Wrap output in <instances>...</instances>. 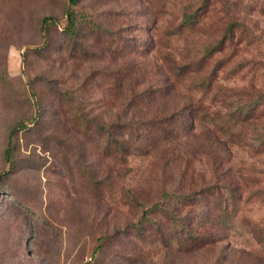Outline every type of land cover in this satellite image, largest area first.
<instances>
[{"label":"rangeland","instance_id":"1","mask_svg":"<svg viewBox=\"0 0 264 264\" xmlns=\"http://www.w3.org/2000/svg\"><path fill=\"white\" fill-rule=\"evenodd\" d=\"M68 6L0 0V264H264V0Z\"/></svg>","mask_w":264,"mask_h":264},{"label":"trees","instance_id":"2","mask_svg":"<svg viewBox=\"0 0 264 264\" xmlns=\"http://www.w3.org/2000/svg\"><path fill=\"white\" fill-rule=\"evenodd\" d=\"M68 2H69V6H68L66 13H65L66 24L64 26L63 34L68 41L72 42L73 48H74V50H76L79 48V45L81 46V44L79 43L80 42L79 36H80V29H81V26L83 25V23H82V19L79 18L78 12L76 10V8L80 5L81 0H68ZM185 18H186L185 24H190L193 21V16H191V15H187ZM84 21H85V19H84ZM55 23H56V19L53 17H44L42 19L41 31L43 32L44 38H47V31ZM47 40H46V44L48 42ZM248 117H249L248 109L247 108L245 109L244 107L241 108L239 110V118H241L242 120H246ZM84 120L85 119L82 116H80L76 113L77 125L81 129H84L85 131L87 129L92 131L94 128V130L96 132H99V133L101 132L105 136L107 135L109 147H111V146H113V144L117 143L118 148H121V149L125 148L126 144L124 141H122V142L117 141L118 140L117 139L118 131L113 130L110 127L102 126L93 120H91L87 123ZM31 124L33 125L34 123H32L30 121L25 122L24 120H21V121H18L17 123H15V125L12 127L10 134H9V145H8L7 153L10 151V143L12 142V139L14 137H16L20 132L27 130L31 126ZM263 137H264V135H263ZM259 141H261L260 144L262 146H264V139L261 138V139H259ZM160 209H163L162 212H163L164 216L167 219H169V221L174 222L177 219V217L174 214H172L170 211H168L167 209H164V208H160ZM168 240H170L172 242L173 237L170 235ZM261 240H262L261 243H263L264 237H262ZM190 244H192V241H190V239H188L187 236L184 239H182V238L180 239V245L189 246Z\"/></svg>","mask_w":264,"mask_h":264}]
</instances>
